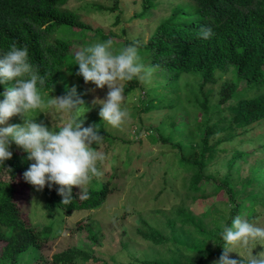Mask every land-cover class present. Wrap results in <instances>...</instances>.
<instances>
[{"label": "rangeland", "instance_id": "374dc122", "mask_svg": "<svg viewBox=\"0 0 264 264\" xmlns=\"http://www.w3.org/2000/svg\"><path fill=\"white\" fill-rule=\"evenodd\" d=\"M116 5L117 9L113 10ZM65 9L77 13L81 21L91 28L81 32L86 36L84 39L75 30L77 33L72 38L75 47L70 51L74 57L77 51L98 42L94 38L96 30L114 37L113 50L119 51L138 42L147 43L156 29L166 21L177 19L179 23H190L197 13V5L193 0H71ZM138 55L139 62L151 72L144 80L138 79L139 86L134 90L128 93L124 91L125 100L121 108L128 115L119 127L103 121L99 116L101 106L91 103L95 96L105 98L108 87L99 89L94 84H86L84 80L80 83L84 94L76 89L74 97L84 101L79 112H57L48 107L47 101L52 96L66 95L72 89L67 90L62 86L55 92L45 93L42 96L43 107L28 113L29 118H33L36 123H43L50 131L54 124L63 127L75 117L83 120L84 127L96 124L100 132L104 130L127 144L117 145L120 147L117 160L111 159V163H104L106 165L101 176L104 180L111 179L112 191L98 210H80L68 214L64 208L49 206L44 191H37L31 186L29 198L22 201L21 209L37 230L50 227L52 234L41 250L33 247L26 251L19 264L33 263L40 254L51 260L54 254L75 246L95 254V258L99 259L88 264H142L143 260H169L177 255L193 259L195 255L179 248L172 241L157 244L144 238L139 230L150 225L171 240L173 230L169 219L176 221L181 212H185L186 217L201 220L207 230H216L229 219L232 207L226 192H216L212 185L200 192L191 191V174L178 166L180 151L158 138L162 136L171 138L173 143L183 142L186 147L184 155L193 159L195 151L191 145L199 144L200 134L207 124L213 126L218 122L222 127H229L232 118L230 107L235 103L231 100L220 105L219 92L225 83L234 82L233 72L218 73L217 83L206 86L204 94L210 95L206 102L199 91L198 77L183 74L177 81L168 72L159 71L158 66L149 61V55ZM118 83L126 90L124 81ZM237 86L238 91L248 88L245 81L238 82ZM91 88L96 91L88 92ZM161 98H164L162 102ZM150 101L154 103L155 109L148 111ZM206 112L208 123L204 116ZM7 124H23V119L16 115ZM137 140H141L140 146L136 145ZM16 146L13 143L10 151L20 154L21 150ZM108 146L107 142H102L98 150L105 155ZM221 149L225 153L206 173L217 180L228 178L235 198L241 200L246 196V190H252L248 179L253 171L264 164V121L240 131L233 140L225 142ZM236 152L247 155L239 170L230 171L229 162ZM113 165L112 170L110 166ZM114 174L115 177L111 178ZM19 187L18 197L23 199L25 188ZM83 187H87V184ZM262 194L263 198L256 206L258 217L252 223L264 228V191ZM175 226L178 230H194L190 224L183 225L180 221H176ZM89 228L97 237L96 241L87 236ZM210 245L215 249L213 241ZM2 246L0 244V253ZM254 247L255 243H252L247 248L237 246L235 250L247 257ZM261 250H264V246L258 244L253 249V255ZM230 255L240 258L236 252Z\"/></svg>", "mask_w": 264, "mask_h": 264}, {"label": "trees", "instance_id": "16d2710c", "mask_svg": "<svg viewBox=\"0 0 264 264\" xmlns=\"http://www.w3.org/2000/svg\"><path fill=\"white\" fill-rule=\"evenodd\" d=\"M69 1L71 0H0V55L7 52L13 43L18 47L27 46L29 62L40 75L46 77L43 88L37 85L41 97L45 93L55 92L62 86L67 90L75 87L80 94H84L80 85L84 79L76 75L79 66L75 65V57L70 51L75 47L72 38L76 31H79L78 35L81 34L84 39L86 36L82 34L83 31L91 28L81 21L77 13L65 9ZM193 1L197 5V13L192 22L179 23L177 19H171L162 23L147 43L136 44L138 53L149 55V61H153L159 71L168 72L177 81L183 74L198 77L199 91L204 95L206 102L210 96L204 94L206 86L217 83L218 73L232 71L234 82L225 83L219 92L220 105L231 100L235 103L230 107L231 122L229 127H222L218 122L213 126L207 124L200 134L199 144L191 145L195 151L193 159L184 155L186 147L183 142L173 143L171 138L162 136L158 140L180 151L178 166L191 174V191L200 192L212 185L216 192H226L232 207L226 224L230 225L237 215L252 223L258 217L256 206L263 198L264 164L253 171V175L248 179L251 185L249 188L252 190H246V196L241 200L235 198V191L228 178L217 180L208 175L206 170L225 153L224 149H221L225 142L233 140L240 131L264 121V0ZM117 7L118 5L113 10ZM201 27H211L213 35L208 39L201 38ZM94 33L98 42H106L109 39L114 41V37L101 34L98 30ZM240 81L247 83L246 90H237V83ZM124 82L127 93L139 86L138 78ZM3 91L4 85H0V93ZM2 99L3 96H0V100ZM163 99L161 98L160 102ZM205 108L208 111L206 105ZM154 109V103L150 101L148 111ZM207 115L206 112V123ZM100 134L104 137L102 142H107L109 146L106 147L105 159L96 164L100 175L93 177L87 187H83L88 193V198H78L77 193L81 189L73 187L74 199L64 205L57 192L59 185L52 188L45 186L43 191L49 206L64 208L66 213L71 214L80 210H98L106 202L112 186L111 179L102 178V169L120 156V147L117 145L125 146L127 143L104 130ZM137 141L136 145L140 146L141 140ZM132 145L134 146L133 143ZM99 146L93 145L96 148ZM19 149L20 154L14 152L11 159L0 163V244L3 245L0 264H19L26 251L33 247L41 250L43 243L52 234L50 227L37 230L21 209V203L29 198L32 186L24 180L23 173L33 161L27 159L28 153ZM246 155L244 152H236L229 162V170H239ZM110 167L113 170L114 165ZM19 186L25 188L23 199L18 197ZM181 213L176 221L183 225L190 224L194 230H178L176 221L169 219L173 230L171 240L150 225L139 232L144 238L157 244L172 241L179 248L195 255V258H182L177 255L178 257L169 260H143L142 264H211L213 258H219L223 251L221 228L207 230L201 220L186 217L185 212ZM87 231L89 239L96 241L93 230L89 228ZM211 241L214 242L215 249L211 247ZM90 261L95 263L99 259L95 258V254L75 246L54 254L51 260L40 254L33 263L21 264H88Z\"/></svg>", "mask_w": 264, "mask_h": 264}, {"label": "clouds", "instance_id": "9594fccd", "mask_svg": "<svg viewBox=\"0 0 264 264\" xmlns=\"http://www.w3.org/2000/svg\"><path fill=\"white\" fill-rule=\"evenodd\" d=\"M199 35L208 39L213 30L201 27ZM112 46L113 42L109 39L77 51L75 65L79 66L76 75L82 76L86 84H94L99 89L108 87L105 98L95 96L91 103L101 106L99 116L103 121L119 127L128 113L121 108L125 90L118 81L144 80L151 70H146L139 62L135 44L119 51H114ZM28 57L27 46L18 47L15 43L0 55V85H4V91L0 93L3 96L0 100V163L12 158L10 147L15 143L28 153V160L34 161L23 173V178L37 191H42L45 186L52 188L59 185L57 192L62 197V204L68 205L74 199L73 187H78L81 189L77 193L78 198L87 199L88 193L83 186L100 175L96 164L105 159L104 154L93 145L99 146L104 137L98 125L84 127L83 120L75 117L63 127L54 124L52 131L28 117L31 110L43 107L37 85L43 88L46 83V77L39 74ZM87 91L94 93L96 89ZM75 96L76 88L73 87L66 95L52 96L47 105L57 112L76 113L82 109L84 101L74 99ZM16 115L21 116L23 124H7ZM220 227L223 251L213 264H264V250L253 255V249L258 244L264 246V228L240 215L235 216L230 225L221 223ZM252 243L255 247L247 257L235 250L237 246L247 248ZM233 252L238 253L240 258H232L230 254Z\"/></svg>", "mask_w": 264, "mask_h": 264}]
</instances>
